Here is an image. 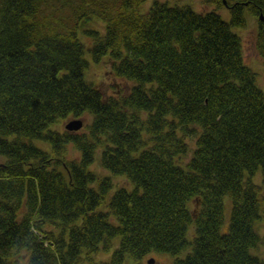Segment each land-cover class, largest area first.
I'll list each match as a JSON object with an SVG mask.
<instances>
[{"label":"trees","instance_id":"16d2710c","mask_svg":"<svg viewBox=\"0 0 264 264\" xmlns=\"http://www.w3.org/2000/svg\"><path fill=\"white\" fill-rule=\"evenodd\" d=\"M50 1L0 0V264H147L155 252L173 264H264L251 252L263 240L264 91L233 30L256 17L264 59V0H225L228 20L224 0H204L207 12L59 0L70 12L55 19ZM96 19L105 32L84 30L90 58L131 82L123 96L86 78L78 29ZM84 113V132L51 128ZM68 144L78 159H65ZM99 148L108 175L90 170ZM114 176L131 186L114 189ZM116 240L109 259L95 258Z\"/></svg>","mask_w":264,"mask_h":264},{"label":"rangeland","instance_id":"374dc122","mask_svg":"<svg viewBox=\"0 0 264 264\" xmlns=\"http://www.w3.org/2000/svg\"><path fill=\"white\" fill-rule=\"evenodd\" d=\"M72 1L73 3H76L77 0H72ZM152 1L153 0H147L146 8L150 5ZM160 1L167 2L170 5L190 4L196 11H200V12H207L214 8L212 5L206 4L204 0H160ZM67 10L68 9L66 6L63 7L62 2H60L59 0L57 1L52 0L49 2V6L44 9V13L49 14L50 16L54 17L53 19H55V17L59 18L61 16L63 17L67 16L70 12ZM218 13L221 15L223 19L225 20L229 19L228 8L223 7L221 9H218ZM85 29H96L97 31H99V34L102 35L105 32V28H104V23L101 20L96 19L78 29V36L81 39V41L84 42L85 44V48H86L85 56L89 60V66L85 72L86 78L92 81L106 97L109 95L123 96L128 92L131 82H124L121 79L115 78L113 73L111 72L109 63L105 61L93 62L91 60L88 48L92 45L93 38L84 33ZM233 30L241 37L245 63L253 71L256 72L257 83L264 90V59L260 57V55L258 54L255 48L256 38L259 32L258 20L256 19V17L248 16L246 27L244 28L234 27ZM72 118L74 117L68 116L66 118H62L56 124H53L51 128L55 127L57 130L62 131L64 129V125L66 124V122H68ZM77 118H80L83 122L82 128H80L78 131L79 132L86 131V126L91 122L92 116L89 113H84L82 116ZM187 142L191 148L194 146L193 139H187ZM34 143L39 147H46V144L41 140H34ZM101 150H102L101 148L97 149L95 161L90 165V170L99 176L108 175V172L102 168L99 161V155L101 153ZM189 157H190V150L188 151L187 155L183 156L182 158H179L178 162L182 166H184L188 161ZM78 158H79L78 150L72 144H68L65 159L70 160V159H78ZM3 160L4 158L0 156V161ZM254 181L261 184L260 173H257L255 175ZM113 183H114V189H116L119 186H125L127 188L131 186L130 183H128V181L122 176H114ZM223 202H224V223L221 227V231L225 232L228 228L229 220H230L231 201L228 197L225 196ZM189 207L191 208L193 207L192 202H189ZM255 229L262 236L263 240L257 248L251 249V252L264 260V221L257 222L255 224ZM193 230H194L193 224H190L187 229L188 237H191ZM117 243L118 240H116L113 243L112 248L108 252L102 250L99 251L97 254H95V258L98 260L109 259ZM188 250L182 252L179 256L184 257ZM24 253H25L24 251L21 253L20 256L21 259H23ZM149 256H153L157 260V264L158 263L173 264L176 258L175 256H172L165 252H155V254H151L144 257L142 260L143 263H146V259ZM132 263L133 262L131 260H127L124 264H132ZM81 264H86V263L83 262Z\"/></svg>","mask_w":264,"mask_h":264},{"label":"water","instance_id":"95a60500","mask_svg":"<svg viewBox=\"0 0 264 264\" xmlns=\"http://www.w3.org/2000/svg\"><path fill=\"white\" fill-rule=\"evenodd\" d=\"M224 3L226 4V1L224 0ZM227 6V4H226ZM260 19L264 22V16L262 14H260ZM82 126V121L80 119H72L69 120L66 124L65 127L69 130H77ZM148 263H153L154 259L153 258H149L147 260Z\"/></svg>","mask_w":264,"mask_h":264}]
</instances>
